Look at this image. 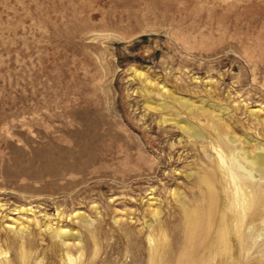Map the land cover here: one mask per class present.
<instances>
[{"label":"rangeland","instance_id":"1","mask_svg":"<svg viewBox=\"0 0 264 264\" xmlns=\"http://www.w3.org/2000/svg\"><path fill=\"white\" fill-rule=\"evenodd\" d=\"M219 152L262 202L196 258L264 264V0H0V264H182Z\"/></svg>","mask_w":264,"mask_h":264},{"label":"bare ground","instance_id":"2","mask_svg":"<svg viewBox=\"0 0 264 264\" xmlns=\"http://www.w3.org/2000/svg\"><path fill=\"white\" fill-rule=\"evenodd\" d=\"M182 129L191 136H199L193 126H185ZM221 161L227 173L233 178L236 184V192L233 199L228 196L230 206L227 210L220 209V200L212 186L205 207L193 210L185 215L183 228L186 236V251L181 256L182 264H200L196 254L203 250L210 254L228 255L232 251V240L236 236L240 252L244 255L248 251L247 236L243 232V226L248 217L255 214L261 205V196L247 191L246 182L236 177L235 170L244 169L238 160L230 159L225 162L224 156L219 152ZM243 158L254 168L256 172L264 175V154H244ZM248 175H252L250 172ZM60 176V175H55ZM238 178V179H237ZM210 183V182H209ZM58 236H66L61 226L57 228ZM152 241L153 239L150 238ZM156 246V243H155ZM26 259V257H24ZM82 256L75 258L67 253L65 264H78ZM79 261V262H80ZM159 257L154 251L150 264H157ZM65 262V261H64Z\"/></svg>","mask_w":264,"mask_h":264}]
</instances>
